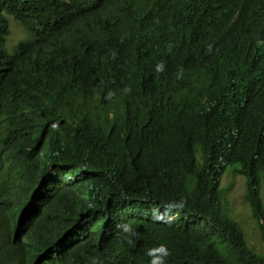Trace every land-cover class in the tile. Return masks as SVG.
I'll list each match as a JSON object with an SVG mask.
<instances>
[{
    "label": "trees",
    "instance_id": "1",
    "mask_svg": "<svg viewBox=\"0 0 264 264\" xmlns=\"http://www.w3.org/2000/svg\"><path fill=\"white\" fill-rule=\"evenodd\" d=\"M190 1L188 37L128 0H0V264L45 243L46 264H264L220 185L242 175L264 244V0Z\"/></svg>",
    "mask_w": 264,
    "mask_h": 264
},
{
    "label": "clouds",
    "instance_id": "2",
    "mask_svg": "<svg viewBox=\"0 0 264 264\" xmlns=\"http://www.w3.org/2000/svg\"><path fill=\"white\" fill-rule=\"evenodd\" d=\"M131 5L140 9L142 12H155L161 10L164 17H168L170 27L172 32L178 33L180 36L186 35L190 37L191 32L194 28H199V17L195 12L193 6L191 5L192 1L190 0H181L179 3V11H174L172 8V0H128ZM239 4H242V0H236ZM174 14V19L171 16V11ZM8 22V32L6 34L7 46H11L19 40L26 38V32L23 27H21L23 34L18 37H14L12 34V25L16 24L13 17L7 15ZM6 42V41H5ZM6 47V46H5ZM12 47V46H11ZM171 45H169V48ZM11 50V48H10ZM115 56V53H113ZM163 65L159 63L157 65V71H162ZM129 88H125L124 92H129ZM114 96V93L109 91L107 94V99L111 100ZM224 171V170H223ZM176 208L182 209L184 207L183 202H180L175 205ZM23 216V215H22ZM21 217V216H20ZM155 219H159L156 217ZM118 228H121L122 233L126 234L124 239L128 244H134L135 240L139 239V232L136 231L130 224L124 223L118 225ZM7 234L9 241L11 243H17L21 246L33 244L28 242L25 237V232L19 223L9 224L7 227ZM64 241V240H63ZM61 242V241H60ZM29 253L32 252L31 262L28 263L25 259H21V264H46L47 260L51 257H55L59 254L66 252V249L62 245H50L45 243L44 245H38L31 248ZM170 251L165 244H159L155 247H151L147 250L146 255L150 258L149 264H166V258L170 255ZM20 260H14L13 264H19ZM93 264L95 261L93 260Z\"/></svg>",
    "mask_w": 264,
    "mask_h": 264
},
{
    "label": "rangeland",
    "instance_id": "3",
    "mask_svg": "<svg viewBox=\"0 0 264 264\" xmlns=\"http://www.w3.org/2000/svg\"><path fill=\"white\" fill-rule=\"evenodd\" d=\"M12 34L14 37H18L23 34V31L20 26L13 24ZM5 46L7 50H10L12 46H7V39ZM230 166L227 165L220 176V185L226 190L225 199L229 206V212L242 227L246 242L255 250L264 253V244L258 236L256 223L243 200V177L232 170ZM259 193L264 200V182L260 187Z\"/></svg>",
    "mask_w": 264,
    "mask_h": 264
}]
</instances>
